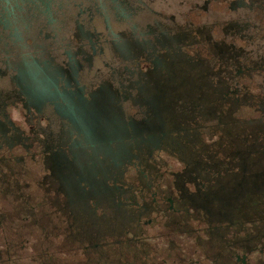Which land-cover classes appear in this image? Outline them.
Here are the masks:
<instances>
[{
	"label": "flooded vegetation",
	"instance_id": "1",
	"mask_svg": "<svg viewBox=\"0 0 264 264\" xmlns=\"http://www.w3.org/2000/svg\"><path fill=\"white\" fill-rule=\"evenodd\" d=\"M61 232L264 264V0H0V264Z\"/></svg>",
	"mask_w": 264,
	"mask_h": 264
},
{
	"label": "rangeland",
	"instance_id": "2",
	"mask_svg": "<svg viewBox=\"0 0 264 264\" xmlns=\"http://www.w3.org/2000/svg\"><path fill=\"white\" fill-rule=\"evenodd\" d=\"M158 232H159V230L156 229V230H151V232L149 231V233L147 234L149 237H151L149 245H151L152 249L154 248L153 254H155L157 256L156 259L159 258L158 257L159 253L157 251L162 249V247L165 245L163 237H161V235H159L162 232L161 231L159 233ZM156 234H157V237L155 238ZM75 236L76 235L72 236L73 239ZM70 238L71 237H66L64 232H61L57 235L56 234L50 235L47 237H45L43 235V233H41V235H39V252L41 253L42 250L45 249L46 252L48 253L49 257L45 258V259H41L40 262L36 263V264H71L69 262H72L73 264H77L76 263L77 261L81 262L83 254L80 253L79 251L75 250V247H76L75 243L73 245H70V243H69ZM120 238L123 239L124 237H120ZM111 239H112V241L116 242L119 239V237L113 236V238H111ZM118 251H120V250H118ZM104 252H105V250H104ZM121 252H124V251H122V249H121ZM30 254H31L30 252H24L23 255H24V261L25 262L23 264H30V263L26 262V260L28 259L27 256L30 257ZM124 255H125V253H124ZM108 257H109L108 260L105 263H104V261H102L101 264H129V262H128L129 259H127L125 257L118 259L117 254L112 255V254L108 253Z\"/></svg>",
	"mask_w": 264,
	"mask_h": 264
}]
</instances>
